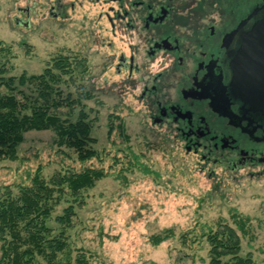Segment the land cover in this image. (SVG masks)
<instances>
[{"label": "rangeland", "instance_id": "374dc122", "mask_svg": "<svg viewBox=\"0 0 264 264\" xmlns=\"http://www.w3.org/2000/svg\"><path fill=\"white\" fill-rule=\"evenodd\" d=\"M46 12L45 0H0V78L13 77L20 87L21 74L41 73L58 54L73 57V71L69 66L56 85L62 97L71 93L76 101L67 105L61 99L56 112L89 119L97 156L81 162L72 150L54 144V131H27L15 157L0 160V195L7 185L14 192L16 185H29L38 166L46 179L85 167L105 172L73 197L68 245L55 264H75L80 254L88 264H214L218 257L206 234L221 227L232 228L237 247L219 255L217 264H264V173L203 170L196 156L177 145L171 133L151 127L136 101L119 90L123 85L108 66L109 50L99 48L95 35L75 30L84 19L59 30ZM29 84L23 86L26 96L35 85ZM6 92L1 85L0 93ZM67 204L57 205L51 226ZM165 229L172 236L154 245L151 235ZM38 264L44 261L39 258Z\"/></svg>", "mask_w": 264, "mask_h": 264}, {"label": "flooded vegetation", "instance_id": "af4514ba", "mask_svg": "<svg viewBox=\"0 0 264 264\" xmlns=\"http://www.w3.org/2000/svg\"><path fill=\"white\" fill-rule=\"evenodd\" d=\"M45 3L46 17L59 30L84 19L75 30L95 35L99 48L109 50L119 90L203 170L264 173V113L243 100L233 81V60L242 38L264 17V0Z\"/></svg>", "mask_w": 264, "mask_h": 264}, {"label": "trees", "instance_id": "16d2710c", "mask_svg": "<svg viewBox=\"0 0 264 264\" xmlns=\"http://www.w3.org/2000/svg\"><path fill=\"white\" fill-rule=\"evenodd\" d=\"M71 59L74 58L69 54H58L51 59L53 65L46 66L41 73L30 76L21 74L19 85L35 84L30 89L32 96L22 94L24 87L14 85L13 77L0 78V86L7 89L6 93H0V160L15 157L25 132L46 129L54 131V144L57 147L72 150L79 161L97 156L93 147L96 140L91 135L89 119L83 115L75 119L67 114L62 117L56 112L63 103L61 99L68 101L65 102L67 105L76 101L71 93L62 97V90L57 86L62 82L61 76L69 73V66L73 71ZM84 97L89 98L90 95L86 92ZM117 126L122 129L121 123ZM111 130L112 126L109 132ZM104 173L102 168L85 167L80 171L56 172L46 179L38 166L29 185H16L15 192L8 185L5 186V191L0 195V264H38L39 258L44 264H55L57 256L68 245L65 229L71 226L75 215L73 197L81 190L93 187ZM62 202L68 204L54 216L53 224L56 227L51 226L48 221ZM238 227L244 229L242 220ZM231 229L221 227V230H211L206 234L212 254L218 257L214 264L221 261L219 255L233 252L237 247ZM163 231L162 234L151 235L150 241L154 245L172 236L171 229ZM74 262L88 264L81 254ZM226 263L229 264L228 261ZM237 263L244 262L239 260Z\"/></svg>", "mask_w": 264, "mask_h": 264}, {"label": "water", "instance_id": "95a60500", "mask_svg": "<svg viewBox=\"0 0 264 264\" xmlns=\"http://www.w3.org/2000/svg\"><path fill=\"white\" fill-rule=\"evenodd\" d=\"M239 48L238 57L233 60L234 84L244 101L264 113V17L242 38Z\"/></svg>", "mask_w": 264, "mask_h": 264}]
</instances>
